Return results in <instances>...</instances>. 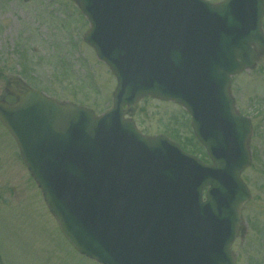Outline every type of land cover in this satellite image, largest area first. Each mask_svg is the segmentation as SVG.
<instances>
[{"label": "water", "instance_id": "obj_1", "mask_svg": "<svg viewBox=\"0 0 264 264\" xmlns=\"http://www.w3.org/2000/svg\"><path fill=\"white\" fill-rule=\"evenodd\" d=\"M75 2L91 23L84 40L119 82L113 109L96 116L35 89L0 100L60 230L101 264H236L253 129L230 84L264 54V0ZM149 94L188 110L213 165L124 119Z\"/></svg>", "mask_w": 264, "mask_h": 264}, {"label": "rangeland", "instance_id": "obj_2", "mask_svg": "<svg viewBox=\"0 0 264 264\" xmlns=\"http://www.w3.org/2000/svg\"><path fill=\"white\" fill-rule=\"evenodd\" d=\"M262 21L264 30V17ZM88 28L73 0H0V98L7 78L18 76L53 98L96 113L107 111L117 80L82 40ZM231 85L236 106L254 126L252 164L242 173L252 192L242 209L246 232L232 249L237 264H264V56L256 68L235 76ZM138 100L132 116L139 129L148 135L164 134L204 158L206 150L195 139L184 108L152 97ZM0 264H99L65 239L1 122Z\"/></svg>", "mask_w": 264, "mask_h": 264}, {"label": "flooded vegetation", "instance_id": "obj_3", "mask_svg": "<svg viewBox=\"0 0 264 264\" xmlns=\"http://www.w3.org/2000/svg\"><path fill=\"white\" fill-rule=\"evenodd\" d=\"M14 85H16V87H18V88H22L23 87L22 85L16 84V83Z\"/></svg>", "mask_w": 264, "mask_h": 264}]
</instances>
